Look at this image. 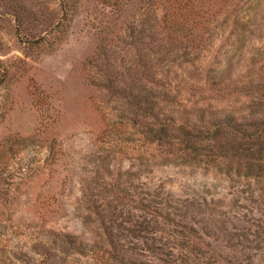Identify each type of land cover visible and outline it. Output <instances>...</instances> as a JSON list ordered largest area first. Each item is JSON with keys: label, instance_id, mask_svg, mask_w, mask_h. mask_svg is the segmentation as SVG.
Returning <instances> with one entry per match:
<instances>
[{"label": "rangeland", "instance_id": "obj_1", "mask_svg": "<svg viewBox=\"0 0 264 264\" xmlns=\"http://www.w3.org/2000/svg\"><path fill=\"white\" fill-rule=\"evenodd\" d=\"M140 6L0 0V264H264V178L158 146L157 98L149 115L118 94L157 93L135 79L143 49L97 51ZM235 17L264 47V0ZM103 74L122 82L102 86ZM248 104L209 105L239 118Z\"/></svg>", "mask_w": 264, "mask_h": 264}, {"label": "trees", "instance_id": "obj_2", "mask_svg": "<svg viewBox=\"0 0 264 264\" xmlns=\"http://www.w3.org/2000/svg\"><path fill=\"white\" fill-rule=\"evenodd\" d=\"M140 1L141 21L124 29V22L114 23L115 31L102 38L97 51L104 56L114 42L135 51L142 48L134 67L135 79L156 84L157 93L151 86L141 85L138 94H124L125 89L117 93L139 109L144 104L140 110L149 115L153 109L149 104L157 98L158 146H172L191 160L235 162L237 170L244 169L245 177L264 178V64L259 62L264 47L246 43L245 34L257 27L235 17L243 6L252 8L259 0ZM121 34L131 43L119 37ZM101 62H105L103 57ZM156 66L157 79L151 77ZM233 69H239L238 73L247 69L249 79L233 83ZM100 76L102 86L109 88L122 82L118 74ZM131 84L134 86L133 80ZM234 97L249 99L241 117L211 110L212 102Z\"/></svg>", "mask_w": 264, "mask_h": 264}]
</instances>
